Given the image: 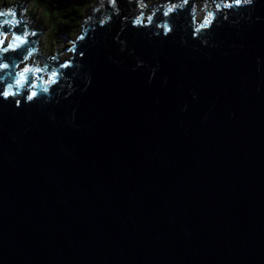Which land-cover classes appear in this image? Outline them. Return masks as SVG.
I'll return each instance as SVG.
<instances>
[{"label":"water","instance_id":"1","mask_svg":"<svg viewBox=\"0 0 264 264\" xmlns=\"http://www.w3.org/2000/svg\"><path fill=\"white\" fill-rule=\"evenodd\" d=\"M220 3L99 0L56 56L0 8V264H264V0Z\"/></svg>","mask_w":264,"mask_h":264},{"label":"rangeland","instance_id":"2","mask_svg":"<svg viewBox=\"0 0 264 264\" xmlns=\"http://www.w3.org/2000/svg\"><path fill=\"white\" fill-rule=\"evenodd\" d=\"M99 0H96L94 3H92L85 11V19L87 20L88 16L90 15L91 11L95 7ZM167 1H175V0H142V3L144 5L143 9V14L147 16L149 14V9L146 12V7L149 8L152 6V4L160 3V2H167ZM206 1L207 0H193V3L201 6H206ZM213 1H221V0H213ZM19 2H24L25 3V8L23 15L25 17V20L27 21V24L33 28L38 26V29L42 30V34L38 39V45H39V50L43 51L45 48V53L44 55L48 56H53V54L58 52V54L63 53L69 45L72 43V41L75 39L77 36V33L71 37V38H66L67 36L63 33L56 32V20H54L49 13L48 10H46L44 7L41 5L37 4L35 0H0V8H10L16 5ZM56 13V11H53ZM52 12V13H53ZM32 22V23H31ZM45 39L46 45H42L40 47V39ZM64 38V41H63Z\"/></svg>","mask_w":264,"mask_h":264},{"label":"clouds","instance_id":"3","mask_svg":"<svg viewBox=\"0 0 264 264\" xmlns=\"http://www.w3.org/2000/svg\"><path fill=\"white\" fill-rule=\"evenodd\" d=\"M111 2L114 3V0H111ZM182 2L184 4H186L187 0H182ZM241 5H253V0H221V3L217 4V8H220V7H224V8H232V7L240 8ZM177 6L178 5L168 7L166 9V11H165V16H167L169 13L173 12L175 7H177ZM0 15H11V16L15 17V13L14 12H7V13L0 12ZM214 18H215L214 13L207 12V14H206L205 18L203 19L202 23L196 29V33H199L201 29H210L211 26H212ZM228 19L229 18L227 16H225L224 20L227 21ZM142 20H143V17L135 19L134 25H141ZM151 22H152V17H149L148 18V23L151 24ZM2 23H9V24L15 25L17 23V21L15 20V18H13L10 21L9 20H4V21L0 22V24H2ZM162 27L164 28V36L165 37L169 36L170 33H173V28L167 21H165L163 23ZM196 33H193V38L194 39L197 38ZM157 34H159V33H157ZM81 39H83V37H81ZM121 43H123V42H121ZM184 43H186V41H184ZM201 43L204 46H208L209 45V40L208 39H203L201 41ZM212 47H215V45H212ZM138 66L142 67L143 66V62L142 61L138 62ZM0 67H7V65L6 64L0 65ZM156 70L157 69H155V68L152 69V78L155 77ZM25 78H26L25 76H19V79H17L15 81V84L19 85L20 87H22L23 83L25 81ZM55 80H56L55 75H53L52 79L47 81L46 84L42 85L39 88V92L43 93L45 96H49L48 95L49 87L47 85L55 83ZM88 82L90 84L91 80L89 79ZM33 87H35V85ZM15 94H18V93H14L13 92V85H11V84L7 86L6 90L3 93H0V95H2L5 98H7L10 95H15ZM69 95H71V93H69ZM36 96H37V91H32L31 94L26 97V101H32L33 98L36 97ZM46 102H48V101H46ZM16 105H17V107H20V101L19 100L16 101Z\"/></svg>","mask_w":264,"mask_h":264},{"label":"trees","instance_id":"4","mask_svg":"<svg viewBox=\"0 0 264 264\" xmlns=\"http://www.w3.org/2000/svg\"><path fill=\"white\" fill-rule=\"evenodd\" d=\"M3 1V0H1ZM37 4L49 11L52 18L56 20V32L63 33L67 38L79 33L85 23V11L96 0H35ZM211 1V0H210ZM208 0L206 1V3ZM154 4H152L153 6ZM151 7V6H150ZM146 7V12L151 8ZM56 11L54 13L53 11ZM53 12V13H52ZM77 33V34H78Z\"/></svg>","mask_w":264,"mask_h":264},{"label":"flooded vegetation","instance_id":"5","mask_svg":"<svg viewBox=\"0 0 264 264\" xmlns=\"http://www.w3.org/2000/svg\"><path fill=\"white\" fill-rule=\"evenodd\" d=\"M31 23H32V22H31ZM63 41H64V38H63ZM64 42H65V41H64ZM42 45H43V46L46 45V41H45L44 38H43V39H40V47L43 48ZM37 47L39 48V45H38V44H37ZM43 49H44V50H43V51L40 50V52H42V53L44 54V53H45V48H43ZM45 55H46V54H45ZM56 55H59V54H58V52L55 51V53L53 54V56H56Z\"/></svg>","mask_w":264,"mask_h":264},{"label":"snow or ice","instance_id":"6","mask_svg":"<svg viewBox=\"0 0 264 264\" xmlns=\"http://www.w3.org/2000/svg\"><path fill=\"white\" fill-rule=\"evenodd\" d=\"M15 40L19 41L20 43H23V40L19 36L15 37ZM16 46H17V44H15V43L9 45V47H16ZM28 71H30V69H25V72H28ZM53 75H55V74H53ZM20 76H25V75H24V73H21Z\"/></svg>","mask_w":264,"mask_h":264},{"label":"bare ground","instance_id":"7","mask_svg":"<svg viewBox=\"0 0 264 264\" xmlns=\"http://www.w3.org/2000/svg\"><path fill=\"white\" fill-rule=\"evenodd\" d=\"M143 9H144V5H143V8H142V13H143ZM24 16V15H23ZM24 19H25V17H24Z\"/></svg>","mask_w":264,"mask_h":264}]
</instances>
